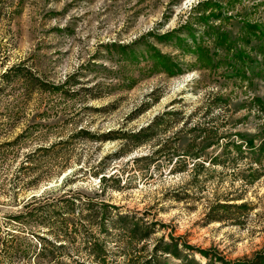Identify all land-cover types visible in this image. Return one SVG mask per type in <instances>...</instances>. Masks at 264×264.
<instances>
[{
	"label": "rangeland",
	"instance_id": "rangeland-1",
	"mask_svg": "<svg viewBox=\"0 0 264 264\" xmlns=\"http://www.w3.org/2000/svg\"><path fill=\"white\" fill-rule=\"evenodd\" d=\"M206 1L0 0V75L18 65V74L37 79L35 85L57 88L49 93L33 89L15 98L0 93V145L25 126H34L35 132L33 138L0 152V214L18 211L22 201L48 191L55 192L47 194L50 199L80 188L82 198H89V211L81 212V217L89 215V223L77 220L75 208L54 214L45 209L42 223L34 218L22 223L31 244H36V236L44 238L46 245L38 249L42 260L181 264L161 249L153 251L157 243H168L169 236L229 263L264 255V156L256 164L241 158L199 169L195 175L191 170L171 175L164 165L149 167L129 159L148 152L146 146L109 163L104 157L117 143L93 141L80 133L59 145L57 161L48 152L26 157L28 148L80 128L89 134L136 129L169 109L180 112L178 120L159 134L181 150L190 144L191 124L231 134L212 145L213 150L231 147L227 140H237L236 134L263 138L264 0ZM197 18L202 22L191 27L194 42L187 36L181 37L185 43L157 39ZM216 32L226 35L225 45L217 43ZM129 46L134 55L128 54ZM186 46L201 56L186 52ZM153 51L170 58L180 72L168 76L154 57L140 56ZM10 84L11 92L19 90L17 81ZM103 163V172L94 175ZM112 172L121 176L119 190L107 178ZM102 173L105 179L98 182ZM25 180L34 182L22 185ZM238 198L247 202L241 215L229 208L219 215L221 220L214 219L220 214L216 204H238ZM49 228L70 236L58 239V250L46 243ZM193 257L205 262L198 254Z\"/></svg>",
	"mask_w": 264,
	"mask_h": 264
},
{
	"label": "trees",
	"instance_id": "trees-1",
	"mask_svg": "<svg viewBox=\"0 0 264 264\" xmlns=\"http://www.w3.org/2000/svg\"><path fill=\"white\" fill-rule=\"evenodd\" d=\"M208 1L210 0H207L206 2ZM201 22L202 18H197L192 24L184 23L182 26H180L179 29L166 32L160 35L157 39H163L165 43L169 40H175L179 43H185V41L182 40L181 37L187 36L192 42H194L193 30L191 27L196 26ZM183 29L185 30L183 31ZM261 35L264 37V32H262ZM215 39L220 45L226 44V35L224 33L216 32ZM149 48L151 49V47ZM127 49L129 50L128 54H135L134 49L130 48V46L127 47ZM185 51L192 53L196 57L201 56V53H197V49L193 50L192 48H190V46H186ZM140 56L143 59H145L144 57H154L156 59V62L160 65L161 72L168 76H173L174 74L180 72L179 68L172 63L170 58L162 56L161 54L154 53V51L152 53H149L148 55ZM19 71V66L13 65L8 69H5L1 73L0 76L3 83L0 85V93L9 92L11 98H15L18 96H27L33 89L39 93H49L51 89L57 90L56 86H54L53 84H50V86H46L45 84L35 85L34 83L37 81V79H26L23 76V73L18 74ZM14 80L19 83V90L17 92H11V90H9L11 87L10 83H14ZM156 99L158 98H155L154 100ZM14 101L15 103H18V101ZM254 101L260 104L259 99L256 98ZM14 109H16V111L19 110L17 106H14ZM258 109L259 112L263 111L259 106ZM4 111L6 113L4 119H6V122H8L10 119L9 110L5 108ZM179 114L180 112L169 109L155 115L148 123L139 128L108 131L105 134H97L96 132L89 134L87 130L80 128L76 133L70 134L68 137H63L62 139L52 142L47 141L45 144H38L36 147L28 148L26 157L28 159L30 158V156L37 155L42 152H48L52 161H57L59 159L58 154L60 153L57 152V148H59L62 143L70 141L80 133L88 136L89 139L93 141L117 143L116 149L112 153L104 157V160H107L109 163L121 159L124 156L136 151L137 149L146 146L148 148V152H146L144 155L132 156L129 159L133 163L143 161L147 164L146 166L149 167L151 166L157 168L160 165H164L167 167V172L171 175L178 173H187L190 170L191 172H194L195 175V173H197L199 169L223 166L226 163H233L237 159L241 158H246L247 160L256 164L259 163L261 158L264 156V137L256 141L253 137L249 138L241 134H236L237 136L235 135L237 137V140H227V143H229L231 147L223 146L217 150H213L212 145H216L220 142V140L228 139L231 134L229 132L211 133L210 129L206 130V128L204 129L200 124L190 125L191 128H189L187 131L191 135V140L190 144L186 146L184 150H181L183 149V147L180 148L179 146H171L168 138H161L159 132L166 129V127L168 126L167 123L173 120L174 122H177V116ZM180 123L181 127L185 128L183 127L185 126V121H180ZM33 127L34 126L32 125L25 126V128L22 129L21 132L10 142H3L0 145V152L2 151V153H5V148V151H8L7 148L11 147L14 144H17L18 141H23L24 143L27 139L33 138L35 135V132H33ZM46 128L47 126H45V129ZM196 141L199 142L196 143ZM1 157L2 156H0V158ZM104 163L102 167L96 168L94 175L99 174V172H103V169L105 168ZM249 176H252L254 179L257 174L255 176L254 174H250ZM107 178L114 183V186H112V188L114 190H119L121 176L119 174H116L115 172H112L111 174L107 175ZM104 179L105 175H103L102 173L98 178V182H103ZM33 182V180H25L22 181L21 184L27 186L29 184H32ZM66 191H61V194L50 197V199H47V194H53L55 193L54 191H48L49 193H41L39 196H31L25 201H22V205L18 211L0 214V264L56 263V260L54 259H47V261L42 260L39 250L40 247H44L46 245L44 243V238L36 236V238H34L36 244H31V242L27 240V234H24V228H22L21 225H23L22 223H25L31 218H34V221L38 222L39 224L42 223L40 222V215L45 209H47L46 211H49L48 213L54 214L58 210L71 212L74 208L78 209L77 220L79 219L80 223H82L83 221L89 223V215L81 217V212L83 209L89 211V198H82L83 190L80 188H74L71 192L72 194H68ZM236 201H239V203L216 204V209L220 214H216L218 218L214 219L221 220V216L219 215H223L222 213H225V211L229 208L235 210L234 212L237 216L241 215V210L247 208V202L241 201V199L239 198L236 199ZM21 208H27L29 209V211H23ZM237 216H235L234 218V221L236 222L239 221V218ZM118 218H122V216L118 215ZM49 232L51 233V237L49 239H46V243L50 246V248L54 250H58V248H60L61 246V244L56 245V242H59V238H62L64 236L70 238V236H66L68 235L66 231H60L61 234H58L59 232H52V228H49ZM133 233L134 230L131 231V234L132 236L136 237ZM143 237H146V235L140 236L139 239H143ZM161 246H159L158 243L157 245H154V253L156 252V250L161 249L165 254H168L171 257L177 259L181 264H264V255L260 254L252 261L246 262L235 261L229 263L224 261V259L220 256L211 258V256H209L206 251L194 249L192 246H189L186 243L178 244L176 238H172L170 236L169 242L163 243L161 244ZM183 252L188 253L185 255L182 254ZM32 254L34 257L32 260H29L28 257ZM194 254H198L201 258H204L205 262L200 263L199 261L194 259ZM49 255H52V253L50 252ZM46 256L48 257V255Z\"/></svg>",
	"mask_w": 264,
	"mask_h": 264
},
{
	"label": "water",
	"instance_id": "water-1",
	"mask_svg": "<svg viewBox=\"0 0 264 264\" xmlns=\"http://www.w3.org/2000/svg\"><path fill=\"white\" fill-rule=\"evenodd\" d=\"M64 175H61L58 182L63 178ZM52 185L51 184H46L44 187L45 188H48V187H51ZM31 197V196H30Z\"/></svg>",
	"mask_w": 264,
	"mask_h": 264
}]
</instances>
